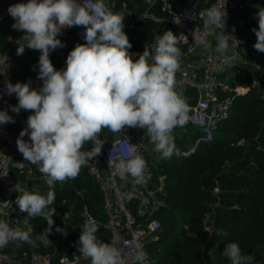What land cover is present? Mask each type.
Masks as SVG:
<instances>
[{
  "label": "clouds",
  "instance_id": "1",
  "mask_svg": "<svg viewBox=\"0 0 264 264\" xmlns=\"http://www.w3.org/2000/svg\"><path fill=\"white\" fill-rule=\"evenodd\" d=\"M225 7L226 2L223 11L215 6L205 10L201 14L203 29L194 30L192 38L194 46L210 48L207 36L213 26H222L215 38V51L221 54L225 65H231L234 58L227 55L229 41L237 46L241 41L223 31L228 15ZM113 8L115 3L109 5L108 0H27L8 8L15 21L12 28L23 33L17 55H22L26 47L40 52L37 78L42 81L39 90L32 88L30 81L5 83L7 94H15L18 99L16 105H9L11 111L33 113L27 117V127L20 131L16 145L24 161L38 167L50 190L46 196L23 191L16 197L19 211L27 214L24 228L0 219V249L16 241L34 247L38 246L37 241L45 247L52 244L49 235L53 232L56 196L51 189L57 182L76 179L82 167L101 153L104 142L99 134L103 129L114 134L126 126L146 129L161 160L180 155L173 133L187 124L189 106L176 90V74L183 55L177 46L178 37L171 30L165 31L157 37L154 54L145 48L134 60V54L129 52L132 44L123 30L124 16ZM256 17L258 29H252L257 38L254 48L264 53V7H259ZM81 26L85 28L86 42L76 44L67 55L66 67L57 70L50 53L65 47L58 37L65 28ZM10 122L14 123V118L0 110V125ZM89 141L95 146L82 151ZM108 163L114 175L121 179L130 176L134 185H146L150 179L146 175L147 163L135 144H129L115 158L110 156ZM24 166L23 161L13 165L20 171ZM83 216L78 250L90 264H147V253L139 243L125 242L130 250L124 252L97 237L101 225L87 208ZM36 217L43 218L47 227L33 238L28 220ZM55 231L67 236L60 226ZM218 234L226 235L222 230ZM215 254V249L210 250L211 259H215ZM222 255L230 264H254L255 260L254 256L243 254L235 242L227 243Z\"/></svg>",
  "mask_w": 264,
  "mask_h": 264
},
{
  "label": "trees",
  "instance_id": "2",
  "mask_svg": "<svg viewBox=\"0 0 264 264\" xmlns=\"http://www.w3.org/2000/svg\"><path fill=\"white\" fill-rule=\"evenodd\" d=\"M196 1L169 0V3L175 12H187ZM257 2L264 7V0ZM108 3H115L112 11L124 16L123 30L132 44L129 52L134 54L133 59L145 48L150 51L149 43L155 31L171 30L179 35L180 28L173 24L162 0L150 9L151 16L143 15L148 7L146 0H108ZM206 7L209 9V5ZM10 32L19 33L11 25L8 30L4 25L0 28L5 47ZM216 36L212 39L213 45ZM256 39L255 36V43ZM78 43L70 39L66 54ZM177 46L181 49L184 45L179 40ZM17 75L14 70L13 84L20 82ZM220 79L227 87L220 91L219 97L233 96V101L214 138L201 143L190 156L174 155L169 160H161L159 155L150 160L152 182L159 184L161 178L164 182L159 192L163 204L156 213L162 225L147 243L150 264H230L222 255L230 242L238 243L243 254L254 256V264L264 255V53L256 51L254 45L240 49L237 63L221 73ZM244 85H249L246 92L236 90L237 86ZM183 96L187 104L193 105L199 100L200 92L193 87ZM9 105H14V99L8 101L7 112ZM178 131L173 135L180 153L189 149L203 133L197 126L187 132ZM92 147L90 141L86 142L82 151H90ZM14 170L21 180H26L24 172L15 167ZM38 180L31 181L40 185L35 192L46 196L49 186L45 178ZM51 190L56 196L51 234L54 245L45 247L39 241L35 247L26 242L20 245L21 251L27 253H53L56 249L54 262L58 264L61 244L55 235L56 226L62 227L67 221L69 241L78 243L85 208L98 223L105 222L107 216L99 184L85 170L74 180L57 182ZM26 216V213L21 216L19 227L24 228ZM28 223L33 229V238L47 227L41 217L29 219ZM221 230L226 235H219ZM96 235L106 242L110 234L100 226ZM212 249L216 252L215 259L209 255Z\"/></svg>",
  "mask_w": 264,
  "mask_h": 264
},
{
  "label": "built area",
  "instance_id": "3",
  "mask_svg": "<svg viewBox=\"0 0 264 264\" xmlns=\"http://www.w3.org/2000/svg\"><path fill=\"white\" fill-rule=\"evenodd\" d=\"M148 7L143 12L145 16H151L150 9L155 6L159 0H146ZM163 8L170 12L173 24L180 28L179 40L183 43L182 58L180 61L181 69L177 75L176 90L182 94L190 88H199L200 97L196 104H188L189 120L182 129L187 132L192 126L200 127L202 135L196 138L189 149L182 150L180 155L187 157L194 153L203 142L211 141L214 138L215 131L221 121L226 118L233 96L220 98L219 93L227 86L220 79V74L227 71L238 61L240 49L252 47L254 45L255 33L253 28L258 29L257 25L251 24V8L257 0H204L202 3L197 0L187 12H175L169 3V0H162ZM27 0H0V28L4 25L8 30L10 25L15 22L8 13V8L12 4L26 3ZM224 2L227 12V20L223 31L225 34H232L237 40L241 41L238 46L234 41H229V51L227 55L232 56L231 65H225L223 57L215 51L216 46H212L209 39L215 33L222 31V26H213L207 40L211 47L206 49L204 58L201 62L190 59L192 53L203 48L194 46L192 33L194 30H202V13L208 8L215 6L223 11ZM205 5V6H203ZM239 11V14L236 12ZM9 22L8 25H5ZM233 28L235 31L233 32ZM165 31H155L151 42L149 43L150 52L154 54V47L157 37ZM84 27L65 28L58 37L65 47L54 50L59 59L56 67L62 70L66 67V48L70 39L74 38L80 43H85ZM22 32H10L7 37V47L4 46L0 37V110H6V105L10 99H14V105L18 103L15 94L8 95L5 88L6 82H14V69L22 58L29 51H38L25 48L22 55H17V46L21 42ZM138 59V58H136ZM135 60V59H134ZM192 60V61H191ZM201 75V82L198 77ZM8 114L14 118V123L0 125V219L11 220L12 226L19 224L21 216L24 213L19 211L15 204L17 196L23 191L35 192L30 182L38 178H45L35 165L24 161L22 154L18 151L16 140L22 129L27 127V117L33 114L30 111L21 110L19 114L13 113L11 109ZM174 134V133H173ZM26 141L29 140L25 136ZM99 139L103 141L101 153L91 159L81 170L87 171L99 184L104 197V211L107 216L105 222L99 224L109 232V238L106 243L121 247L124 252L130 249L125 242H136L147 253V264H150L147 243L153 238L154 234L161 227V219L156 217L163 204L159 192L163 189V178L159 184L152 182L150 170L149 155L159 156L154 150V145L146 135V129L130 128L125 129L111 139L104 138L103 130L99 134ZM91 142V141H90ZM94 147V143L91 142ZM129 144H135L138 153L143 156L147 163L146 175H150L146 185H134L130 176L121 179L114 175V170L110 168L108 160L111 156L115 158L117 154L123 152ZM92 147V148H93ZM16 161L25 163L22 172L25 173L26 180H21L16 174L13 165ZM67 232V236L62 233H55L56 238L61 244V252L57 258L58 264H76L85 259L79 253V243L69 241V224L65 221L62 225ZM54 245V239L49 235ZM57 250L53 253L42 251H32L31 253L22 252L20 242H10L7 247L0 249V264H55ZM255 264H264V255L261 256Z\"/></svg>",
  "mask_w": 264,
  "mask_h": 264
},
{
  "label": "crops",
  "instance_id": "4",
  "mask_svg": "<svg viewBox=\"0 0 264 264\" xmlns=\"http://www.w3.org/2000/svg\"><path fill=\"white\" fill-rule=\"evenodd\" d=\"M259 7H261L260 3L256 2L253 5V7L251 8V12H250V16L251 17L250 18H251V23L254 24V25L258 24V20H257L256 14L259 11ZM216 34L217 33H215L214 35H212L210 37V39H209L210 43H212V39H213V37L216 36ZM68 45H70V42H68ZM211 45L212 46H216V44L215 45L211 44ZM205 51H206V49H204V48H200V49L196 50L194 53H192L190 59L201 62V59L204 58ZM39 56H40V52L39 51H29V52H27L22 58L19 59V62H18V64L16 65V67L14 69L16 74H18L17 78L19 79L20 82L27 83V82L30 81L31 82V87L34 88V89H37V90H39V88L42 86V81L37 78L38 72H39V68H38ZM50 60L53 63L54 67L56 68L58 63H59V59H58V55H57V53L55 51H52L50 53ZM177 75H178V72L176 74V78H177ZM201 79H202V77H201V75H199L198 81L201 82ZM248 89H249V85L237 86L236 87V90L238 92H240V93L246 92ZM178 130H176L174 132V134H176ZM178 133H179V131H178ZM103 135H104L105 139L111 140L117 135V133L114 134V133L110 132L108 129H103ZM152 157H153V155H149L148 156V158L150 160L152 159ZM38 179H42V178H38ZM30 184L34 188H38L40 186L37 183L34 184V182H30ZM18 225H16V226H18ZM76 264H90V260L82 259L81 261H79Z\"/></svg>",
  "mask_w": 264,
  "mask_h": 264
},
{
  "label": "rangeland",
  "instance_id": "5",
  "mask_svg": "<svg viewBox=\"0 0 264 264\" xmlns=\"http://www.w3.org/2000/svg\"><path fill=\"white\" fill-rule=\"evenodd\" d=\"M236 13L239 14V11H237ZM180 130H182V129H179V133H181ZM182 131H183V130H182ZM183 132H184V131H183ZM40 180H42V179H39L38 181H40ZM208 229H209V226H207L206 230H208Z\"/></svg>",
  "mask_w": 264,
  "mask_h": 264
},
{
  "label": "water",
  "instance_id": "6",
  "mask_svg": "<svg viewBox=\"0 0 264 264\" xmlns=\"http://www.w3.org/2000/svg\"><path fill=\"white\" fill-rule=\"evenodd\" d=\"M215 200L218 201V197H216Z\"/></svg>",
  "mask_w": 264,
  "mask_h": 264
}]
</instances>
